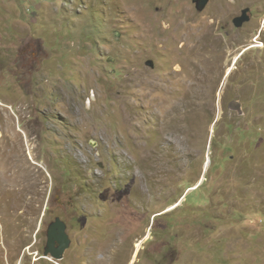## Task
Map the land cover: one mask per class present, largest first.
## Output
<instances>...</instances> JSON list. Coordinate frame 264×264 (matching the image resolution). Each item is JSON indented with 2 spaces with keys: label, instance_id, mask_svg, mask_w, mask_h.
I'll return each mask as SVG.
<instances>
[{
  "label": "rangeland",
  "instance_id": "374dc122",
  "mask_svg": "<svg viewBox=\"0 0 264 264\" xmlns=\"http://www.w3.org/2000/svg\"><path fill=\"white\" fill-rule=\"evenodd\" d=\"M0 264H264V0H0Z\"/></svg>",
  "mask_w": 264,
  "mask_h": 264
},
{
  "label": "water",
  "instance_id": "95a60500",
  "mask_svg": "<svg viewBox=\"0 0 264 264\" xmlns=\"http://www.w3.org/2000/svg\"><path fill=\"white\" fill-rule=\"evenodd\" d=\"M188 1H191V3L195 6L197 12L201 13L205 10L210 0ZM249 13V9L242 10L240 15L233 19V27L235 29H240L244 24L248 23L250 21ZM146 66L150 69L154 68V64L152 61L146 62ZM230 108L241 114V107L238 103H231ZM46 238V246L43 257L46 259L50 257L54 261H60L70 245V240L66 234V225L59 218H56L52 223L49 224L46 231Z\"/></svg>",
  "mask_w": 264,
  "mask_h": 264
},
{
  "label": "flooded vegetation",
  "instance_id": "af4514ba",
  "mask_svg": "<svg viewBox=\"0 0 264 264\" xmlns=\"http://www.w3.org/2000/svg\"><path fill=\"white\" fill-rule=\"evenodd\" d=\"M57 246V245H56Z\"/></svg>",
  "mask_w": 264,
  "mask_h": 264
}]
</instances>
